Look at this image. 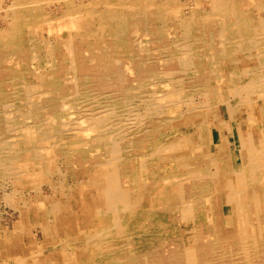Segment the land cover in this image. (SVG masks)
Returning a JSON list of instances; mask_svg holds the SVG:
<instances>
[{
    "label": "rangeland",
    "instance_id": "1",
    "mask_svg": "<svg viewBox=\"0 0 264 264\" xmlns=\"http://www.w3.org/2000/svg\"><path fill=\"white\" fill-rule=\"evenodd\" d=\"M194 1L38 0L44 16L21 22L31 47L0 48V264L263 263L248 206L264 192V0ZM22 2L0 0V30ZM104 54L117 74L101 80ZM238 221L257 239L223 230Z\"/></svg>",
    "mask_w": 264,
    "mask_h": 264
},
{
    "label": "bare ground",
    "instance_id": "2",
    "mask_svg": "<svg viewBox=\"0 0 264 264\" xmlns=\"http://www.w3.org/2000/svg\"><path fill=\"white\" fill-rule=\"evenodd\" d=\"M19 1H23L21 4H18V5H20V6H22V8L20 9V10H16L15 9V7L13 8L12 7V9L14 10H12L13 12H12V14H10L12 17H10V16H8V27H6V28H3V29H1L0 30V48H2V50H3V52H4V50H6L7 51V53L8 54H12L13 56H14V54H19V53H21V51L23 50V48L24 47H27V46H29V47H31L30 46V42L32 43V39L30 38V37H28V36H25V32H27L24 28V26H23V28H22V26H21V22L23 21L24 22V20L25 19H27V20H25V22H27L28 23V18H30V19H35V18H37V17H40V16H42V9L41 8H38V6H36V5H38V0H19ZM52 1V0H51ZM57 1V0H56ZM74 1V0H73ZM194 1V0H193ZM214 1H216V0H214ZM219 3L217 4V6L219 7V8H224V6H225V3L224 2H227V0H217ZM41 2V1H40ZM158 2V1H157ZM213 2V1H212ZM45 3H46V1H45ZM72 3V2H71ZM87 3V2H86ZM194 3H196L195 1H194ZM4 4V3H3ZM33 4H35V7H37L38 9H36V8H34L32 5ZM60 4V3H59ZM74 4V3H73ZM78 4V3H77ZM83 4V3H82ZM18 5L16 6V7H18ZM145 5H147V4H145ZM231 5V4H230ZM19 6V7H20ZM227 6V5H226ZM262 6V5H261ZM41 7V6H40ZM263 7V6H262ZM66 8V7H65ZM145 8V7H144ZM113 9V8H112ZM139 9V8H138ZM203 9V8H202ZM50 10V9H49ZM48 10V11H49ZM109 10V9H108ZM110 10H111V8H110ZM109 10V12L107 11L106 12V17H105V19L107 20V24L108 25H106L107 26V29L105 30L106 32H108V33H106V34H109V35H113V36H115L116 37V39H122V37H123V35L124 34H126L125 33V30H126V27H125V25L123 26V25H118L117 24V26H114V23H113V21H115L116 19H117V13L116 12H118V11H110ZM143 10V9H142ZM144 10H146V9H144ZM187 10H189V9H187ZM231 10V9H230ZM45 12V11H44ZM120 12V11H119ZM189 12V11H188ZM233 12V11H232ZM68 13V12H67ZM141 13V12H140ZM143 13H145L144 11H143ZM54 14V13H53ZM229 14V13H228ZM48 15V14H47ZM51 15H52V13H51ZM120 15V14H119ZM135 15V14H134ZM139 15V14H138ZM44 16V15H43ZM42 16V17H43ZM49 16V15H48ZM57 16V15H56ZM66 16H68V15H66ZM70 16V15H69ZM68 16V17H69ZM103 16H105V11L103 12ZM123 16H124V14H123ZM122 16V17H123ZM128 16V15H127ZM50 17V16H49ZM48 17V18H49ZM121 17V19H123L124 18V20H125V16L122 18ZM132 17V16H131ZM161 17V16H160ZM45 18V17H44ZM53 18V17H52ZM71 18V17H70ZM110 18L111 19H113V20H111V21H108V20H110ZM225 18V17H224ZM50 19H51V17H50ZM90 19V18H89ZM120 19V20H121ZM127 19V18H126ZM129 19V18H128ZM5 20V19H4ZM55 20H58V19H55ZM74 20V19H73ZM123 20V21H124ZM262 20V19H261ZM39 21H41V20H39ZM42 21H44V19L42 20ZM123 21H122V23H123ZM126 21V20H125ZM120 22V21H119ZM247 22H249L248 20L247 21H242L241 23H247ZM251 22H253V21H251ZM20 23V24H19ZM97 23V22H96ZM115 23H116V21H115ZM122 23H120V24H122ZM142 23V22H141ZM47 24V23H46ZM250 24V23H249ZM20 25V26H19ZM42 25V24H41ZM93 25V24H92ZM95 26V25H94ZM126 26H127V24H126ZM164 26V25H163ZM166 26V25H165ZM32 27V26H31ZM221 27V26H220ZM157 28V27H156ZM202 28V27H201ZM190 29V28H189ZM259 29V28H258ZM248 32V31H247ZM89 33V32H88ZM31 34V33H30ZM79 34V33H78ZM71 35V34H70ZM80 35V34H79ZM242 35V34H241ZM264 35V34H263ZM262 35V36H263ZM31 36H32V34H31ZM212 36V35H211ZM238 36V35H237ZM240 37V36H239ZM238 37V38H239ZM248 37V36H247ZM253 37V36H252ZM251 37V38H252ZM256 37V36H255ZM257 37H259V36H257ZM124 38H125V36H124ZM227 38V37H226ZM226 38H224V39H226ZM241 38V37H240ZM250 38V37H249ZM262 38V37H261ZM67 39H68V37H67ZM78 39V38H77ZM185 39V38H184ZM233 39V38H232ZM231 39V40H232ZM247 39V38H246ZM258 39V38H257ZM82 40H84V39H82ZM253 40H255V39H253ZM103 41V40H102ZM194 41V40H193ZM197 41V40H196ZM226 41V40H225ZM224 41V42H225ZM236 41V40H235ZM242 41V40H241ZM246 41V40H245ZM60 42V41H59ZM70 42V41H69ZM124 43H123V48H128L129 49V44L128 43H126V40H124L123 41ZM212 42V41H211ZM251 42H254V41H251ZM236 43V42H235ZM241 43V42H240ZM243 43V42H242ZM245 43V42H244ZM250 43V42H249ZM112 44H113V48L114 47H120L121 45L120 44H117V41H113L112 42ZM227 44V43H226ZM229 44V43H228ZM251 44V43H250ZM68 45H70V44H68ZM119 45V46H118ZM210 45V44H209ZM248 45V44H247ZM53 46V45H52ZM58 46V45H57ZM63 46V45H62ZM61 46V47H62ZM233 46H235L236 47V44L235 45H232L231 46V48L229 47V51H225V52H223V53H226V54H228L229 52L230 53H232L231 51H233V49H235ZM241 46H244V45H241ZM252 46V45H251ZM262 46V45H261ZM60 49H61V47L60 46H58ZM81 47H83V45H82V43H80L79 44V42H77V43H74L73 44V42L71 43V45H70V50H72L73 52H76V51H78L79 49H81ZM85 47H89V46H85ZM84 47V49H86ZM223 47V46H222ZM248 47V46H247ZM34 48V47H33ZM93 48H95V47H93ZM237 48V47H236ZM264 49V48H263ZM207 50H208V48H207ZM215 50H217L216 48H215ZM130 51V50H129ZM163 51V50H162ZM243 51H244V49H243ZM247 51V50H246ZM58 52H59V50H58ZM61 52V51H60ZM210 52V51H209ZM260 52V51H259ZM219 53H221V54H223L221 51L219 52ZM218 52H217V54H219ZM235 53V52H234ZM238 53V52H237ZM262 53V52H261ZM264 53V52H263ZM102 54V53H101ZM176 53H174L173 55H175ZM248 54V53H247ZM254 54V53H253ZM3 55V54H2ZM231 55H233V54H231ZM245 55V54H244ZM259 55V54H258ZM63 56V55H62ZM229 56V55H228ZM253 56V55H252ZM7 57V56H6ZM177 57V56H176ZM219 57V56H218ZM233 57V56H232ZM231 57V58H232ZM260 57V56H259ZM263 57V56H262ZM69 58V57H68ZM67 58V59H68ZM171 58V57H170ZM225 58V57H224ZM250 58V57H249ZM256 58H257V56H256ZM2 59V58H1ZM2 61V60H1ZM50 61V60H49ZM73 61V60H72ZM89 61V60H88ZM110 61H111V63H110ZM113 58H112V56H108V55H105L104 54V56H102V58H101V61H99V63H101V66L99 67L100 68V71H98L99 73H100V79L101 80H105L106 78H108L109 77V75L113 72V73H115V74H117L116 73V70H113L114 69V63H113ZM192 61V60H191ZM256 61V60H255ZM254 61V62H255ZM262 61H263V59H262ZM161 62V61H160ZM232 62V61H231ZM236 62H237V60H236ZM87 63V62H86ZM116 63V62H115ZM192 63V62H191ZM235 63V62H234ZM2 64V63H1ZM75 64V63H74ZM74 64H72V65H74ZM230 64V63H229ZM235 64H237V63H235ZM240 64V63H239ZM256 64V63H255ZM262 64H264V62L262 63ZM31 65V64H30ZM71 65V66H72ZM261 65V64H260ZM69 66H70V64H69ZM236 66V65H235ZM252 66V65H251ZM252 67H254V66H252ZM262 67V66H261ZM141 68V67H140ZM251 68V67H250ZM258 68V67H257ZM256 68V69H257ZM34 69V68H33ZM32 69V70H33ZM73 69H75V68H73ZM245 69V68H244ZM253 69V68H252ZM21 70V69H20ZM68 70V69H67ZM216 70V69H215ZM258 70V69H257ZM261 70V69H260ZM3 71V70H2ZM90 71V70H89ZM192 71V70H191ZM249 71V70H248ZM54 72V71H53ZM91 72V71H90ZM93 72V71H92ZM252 72V71H251ZM255 72H256V70H255ZM258 72V71H257ZM260 72V71H259ZM85 73V72H84ZM199 73V72H198ZM230 73H232V72H230ZM235 73V72H234ZM237 73V72H236ZM242 73V72H241ZM247 73V72H246ZM246 73H244V74H246ZM264 73V72H263ZM227 74H229V73H227ZM257 74V73H256ZM83 75V74H82ZM85 75V74H84ZM88 75V74H87ZM114 75V74H113ZM196 75V74H195ZM229 75H231V74H229ZM235 75V74H234ZM233 75V76H234ZM240 75V74H239ZM255 75V74H254ZM49 76H50V74H49ZM88 76H91V74H89ZM224 76V75H223ZM22 77V76H21ZM78 77H80V76H78ZM77 77V78H78ZM229 77V76H228ZM231 77H232V75H231ZM241 77V76H240ZM18 78V77H17ZM17 78H15V77H13V79H11V80H8V79H3L5 82L7 81V82H9V81H12V83L14 82V85H16L15 83V80L17 81ZM19 78H20V76H19ZM25 78V77H24ZM49 78V77H48ZM97 78V77H96ZM110 78V77H109ZM221 79H222V76L220 77ZM233 78V77H232ZM232 78H230L231 80H232ZM245 78V77H244ZM260 78V77H259ZM15 79V80H14ZM51 78H49V80H50ZM79 79V78H78ZM86 79H87V77H86ZM95 79V78H94ZM26 80V79H25ZM45 80V79H44ZM69 80V79H68ZM97 80V79H96ZM223 80V79H222ZM227 80H228V78H227ZM242 80V79H241ZM58 81V80H57ZM198 81V80H197ZM228 81H230V80H228ZM233 81H235V80H233ZM256 81V80H255ZM19 82H21V81H19ZM27 82V81H26ZM204 83H206V84H208L209 82H210V76H209V78H206V79H204V81H203ZM222 82V81H221ZM263 82V81H262ZM28 83V82H27ZM106 83V85L107 86H111V84H109L108 82H105ZM198 83V82H197ZM234 83V82H233ZM264 84V83H263ZM22 85V84H21ZM63 85V84H62ZM158 85V84H157ZM156 85V86H157ZM150 86V85H149ZM163 86V85H162ZM205 86V85H204ZM228 86H230V85H228ZM249 86V85H248ZM258 86V85H257ZM161 87V86H160ZM227 87V86H226ZM233 87V86H232ZM235 88V87H234ZM233 88V89H234ZM254 88V87H253ZM252 88V89H253ZM103 89V88H102ZM245 89V88H244ZM235 90V89H234ZM254 90V89H253ZM87 91V90H86ZM157 91V90H156ZM228 91V90H227ZM202 92V91H201ZM239 92V91H238ZM244 92V91H243ZM256 92V91H255ZM127 93V92H126ZM125 93V94H126ZM241 93V92H240ZM249 93V92H248ZM0 94H1V90H0ZM255 94V93H254ZM43 95H44V93H43ZM200 95V94H199ZM49 96V95H48ZM264 96V95H263ZM42 97V96H41ZM192 97V96H191ZM255 97V96H254ZM1 98H3V97H1ZM0 98V99H1ZM38 98V97H37ZM235 98V97H234ZM251 98V97H250ZM40 99V98H39ZM50 99V98H49ZM68 99V98H67ZM66 99V100H67ZM107 99V98H106ZM218 99H219V97H218ZM252 99V98H251ZM87 100V99H86ZM240 100V99H239ZM263 100V99H262ZM5 101V100H4ZM51 101V100H50ZM190 101V100H189ZM193 101V100H192ZM227 101V100H226ZM225 101V102H226ZM251 101V100H250ZM217 102V101H216ZM221 102H223V101H221ZM220 102V103H221ZM239 102H241V100L239 101ZM246 102V101H245ZM8 103V102H7ZM6 103V104H7ZM5 104V105H6ZM227 104V103H226ZM1 105H2V103H1ZM0 105V111H1V107L3 108L5 105L3 104L2 106ZM93 105V104H92ZM144 105V104H143ZM185 105H187V104H185ZM63 106V105H62ZM61 106V107H62ZM65 106V105H64ZM195 106V105H194ZM229 106V105H228ZM131 107V106H130ZM6 108V107H5ZM110 108H112L111 106H110ZM231 109V108H230ZM99 110V109H98ZM102 110V109H101ZM111 110V109H110ZM112 111V110H111ZM161 111V110H160ZM97 112V111H96ZM104 112V111H103ZM135 112V111H134ZM133 112V113H134ZM155 112H157V111H155ZM232 112V111H231ZM99 113V112H98ZM97 113V114H98ZM105 113V112H104ZM110 113V112H109ZM135 114V113H134ZM233 114V113H232ZM37 115H39V114H37ZM41 115V114H40ZM95 115V114H94ZM100 115V114H99ZM101 115H103V114H101ZM132 115V114H131ZM148 115V114H147ZM172 115V114H171ZM11 116V115H10ZM18 117V116H17ZM33 117V116H32ZM37 117V116H36ZM121 117V116H120ZM124 117V116H123ZM126 117V116H125ZM131 117V116H130ZM35 118V117H34ZM103 118V117H102ZM101 118V119H102ZM183 117H181V118H179V119H182ZM218 118V117H217ZM216 118V119H217ZM52 119V118H51ZM92 119H93V116H92ZM119 119V118H118ZM169 119V118H168ZM222 119V118H221ZM50 120V119H49ZM84 120V119H83ZM91 120V119H90ZM47 121V120H46ZM107 121V120H106ZM55 122V121H54ZM94 122V121H93ZM108 122V121H107ZM221 123V122H220ZM95 124H97L96 122H95ZM105 124H107V123H105ZM207 124V123H206ZM110 125V124H109ZM184 125V124H183ZM207 126V125H206ZM236 126V125H235ZM30 127V126H29ZM115 128H116V126H115ZM39 129V128H38ZM147 129V128H146ZM226 128H223V130H225ZM113 130V129H112ZM115 130V129H114ZM220 130H222V129H220ZM101 131V130H100ZM119 131V130H118ZM37 132V131H36ZM111 132V131H110ZM41 133V132H40ZM105 133H107V132H104V134ZM109 133V132H108ZM114 133H116V132H114ZM52 134V133H51ZM90 134V133H89ZM102 134H103V132H102ZM192 134V133H191ZM86 135V134H85ZM107 135H109V134H107ZM112 135V134H111ZM13 136V135H12ZM106 136V135H105ZM104 136V137H105ZM190 136V135H189ZM89 137V136H88ZM103 137V136H102ZM110 136H108L107 137V139L109 138ZM253 137V136H252ZM20 138V137H19ZM111 138V137H110ZM59 139V138H58ZM104 139V138H103ZM103 139H100V140H103ZM117 139V138H116ZM254 139V138H253ZM15 140V139H14ZM22 140V139H21ZM189 140V139H188ZM107 141V140H106ZM183 141V140H182ZM185 141V140H184ZM247 141H248V139H247ZM3 142V141H2ZM16 142V141H15ZM109 142H110V140H109ZM181 142V141H180ZM189 142V141H188ZM250 142H251V148L252 147H256L255 146V144H254V141L252 140V139H250ZM6 143V142H5ZM52 143V142H51ZM47 144V143H46ZM116 144V143H115ZM181 144V143H180ZM226 144V143H225ZM11 146H13V145H11ZM108 146V145H107ZM182 146V145H181ZM246 146V145H245ZM244 146V147H245ZM84 147V146H83ZM109 147H111V145L109 146ZM167 147V146H166ZM94 148V147H93ZM247 148V147H246ZM245 148V149H246ZM110 149V148H109ZM119 149V148H118ZM224 149V148H223ZM13 150V149H12ZM82 150V149H81ZM178 150V149H177ZM222 150V149H221ZM251 150V149H250ZM138 151V150H137ZM155 151V150H154ZM15 152V151H14ZM92 152V151H91ZM178 152V151H177ZM16 153V152H15ZM217 153H218V151H217ZM250 153H251V151H250ZM259 153V152H258ZM92 154V153H91ZM174 154V153H173ZM220 155V154H219ZM258 155V154H257ZM114 156V155H113ZM164 156V155H163ZM256 156V155H255ZM111 157H112V155H111ZM211 159V158H210ZM209 159V160H210ZM214 159V158H213ZM218 159V158H217ZM114 160V159H113ZM256 162H258V161H256ZM261 162V161H260ZM157 163V162H156ZM180 163H181V160H180ZM248 163H249V161H248ZM13 164V163H12ZM210 164V163H209ZM20 165V164H19ZM96 165H98V164H96ZM245 166V165H244ZM250 166V165H249ZM248 166V167H249ZM12 167V166H11ZM185 167V166H184ZM230 168V167H229ZM110 169V168H109ZM228 169V168H227ZM115 171V170H114ZM125 172V171H124ZM132 172V171H131ZM235 172V171H234ZM249 172V171H248ZM114 173H116V172H114ZM208 173V172H207ZM245 173V172H244ZM255 173V172H254ZM57 174H58V172H57ZM197 174V173H196ZM209 174V173H208ZM207 174V175H208ZM231 174V173H230ZM235 174V173H234ZM243 174V173H242ZM32 175V174H31ZM69 175V174H68ZM188 175H190L189 173H188ZM219 175V174H218ZM57 176V175H56ZM191 176V175H190ZM206 176V175H205ZM250 176H251V174H250ZM172 177H174V175L172 176ZM234 177H235V175H234ZM130 178V177H129ZM168 178H171V177H169L168 176ZM178 178V177H177ZM250 178H252V177H250ZM211 179V178H210ZM224 179V178H223ZM235 179V178H234ZM241 179V178H240ZM243 179V178H242ZM58 180V179H57ZM179 180V179H178ZM166 181V180H165ZM193 181H194V179H193ZM111 182V181H110ZM117 182V181H116ZM135 182V181H134ZM196 182V181H195ZM231 182V181H230ZM108 183V182H107ZM112 183V182H111ZM136 183H137V181H136ZM181 183V182H180ZM233 183V182H232ZM243 183V182H242ZM247 183V182H246ZM257 183V182H256ZM263 183V182H262ZM100 184V183H99ZM110 184V183H109ZM208 184H210V181L207 183V185ZM42 185V184H41ZM108 185V184H107ZM116 185H118V184H116ZM192 185V184H191ZM239 185V184H238ZM243 185V184H242ZM110 186H111V184H110ZM119 186V185H118ZM172 186V185H171ZM233 186V185H232ZM119 187H121V186H119ZM230 187V186H229ZM138 188V187H137ZM165 188V187H164ZM190 188V187H189ZM208 188H209V186L207 187V186H203V188H201V190H202V192H201V194H200V198H202V197H205L204 195H205V193H207L208 192ZM108 189H109V186H108ZM117 189V188H116ZM142 189V188H141ZM185 189V188H184ZM195 189V188H194ZM248 189V188H247ZM103 190H105L104 188H103ZM117 190H119V188L117 189ZM126 190V189H125ZM31 191V190H30ZM145 191V190H144ZM257 191V189L256 190H252L251 192H250V196H249V199L251 200L250 201V203H249V206H248V208H249V210L250 211H253L254 212V214H256V215H258V214H260V215H262V214H264V192H260V193H257L256 192ZM8 192V191H7ZM35 192V191H34ZM178 192V191H177ZM109 193V192H108ZM117 194H119L118 193V191L116 192ZM121 193H122V191H121ZM186 193V192H185ZM190 193V195L192 194L193 195V189H191V191L189 192ZM106 194V193H105ZM162 194V193H161ZM172 194V193H171ZM108 195V194H107ZM106 195V196H107ZM178 195V194H177ZM105 196V195H104ZM121 196V195H120ZM122 197V196H121ZM120 197V198H121ZM128 197V196H127ZM172 197V196H171ZM185 197H187V196H185ZM247 197V196H246ZM98 198V197H97ZM120 198H118V199H120ZM191 199V198H190ZM190 199H189V201H190ZM99 200V199H98ZM172 200V199H171ZM188 200V199H187ZM44 201V200H43ZM126 201V200H125ZM124 201V202H125ZM173 201V200H172ZM176 201V200H175ZM92 202V201H91ZM123 202V203H124ZM128 202V201H127ZM177 202V201H176ZM185 202V201H184ZM249 202V201H248ZM122 203V204H123ZM174 203V202H173ZM44 204V203H43ZM125 204V203H124ZM250 204H251V206H250ZM39 205V204H38ZM41 205H42V203H41ZM125 206V205H124ZM178 206V205H177ZM188 206H189V204H188ZM141 207V206H140ZM143 207V206H142ZM182 209H183V206L181 207ZM189 208V207H188ZM38 209V208H37ZM119 209V208H118ZM178 209V208H177ZM186 209V208H185ZM185 209H183V212H184V210ZM193 209V208H192ZM40 210V209H39ZM175 210V209H174ZM247 210V209H246ZM38 211V210H37ZM173 211V210H172ZM178 211V210H177ZM182 211V210H181ZM180 211V212H181ZM182 213V212H181ZM201 213V212H200ZM252 213V212H251ZM28 214V213H27ZM38 214V213H37ZM49 214V213H48ZM186 214H188V213H186ZM245 214V213H244ZM185 215V214H184ZM183 215V216H184ZM246 216H247V214H245ZM252 215V214H251ZM162 216V215H161ZM183 219V218H182ZM246 219V218H245ZM262 219V218H261ZM248 220V219H247ZM246 220V221H247ZM38 221V220H37ZM185 221V220H184ZM187 221V220H186ZM262 221V220H261ZM12 222V221H11ZM191 222V221H190ZM249 222V221H248ZM95 223V222H94ZM238 223V224H237ZM235 225H234V227H232L230 230H227V229H225V227H227V226H225L224 227V229L223 230H225V231H227V233L228 234H230V236H234V231L237 229V232H238V235L239 236H242V234H244V232L245 233H247V231L249 230L250 231V236H251V238H252V240H253V238L254 239H257L256 238V236L258 235L257 233H256V235H255V232H256V230H258L259 228H257V227H255L254 225L253 226H251V227H248V228H246L245 230H244V224H247V222H240V221H238ZM250 225V224H249ZM39 226V225H38ZM139 227V226H138ZM223 228V227H222ZM149 230V229H148ZM106 231V230H105ZM219 233V232H218ZM165 234V233H164ZM217 234V233H216ZM225 234V233H224ZM225 236H227V235H225ZM259 236V235H258ZM257 236V237H258ZM89 237V236H88ZM127 237V236H126ZM225 239V238H224ZM233 239V238H232ZM237 239V238H236ZM243 239V238H242ZM245 239V241L247 240L246 238H244ZM262 239V238H261ZM93 240H95V239H93ZM106 240V239H105ZM230 240V239H229ZM251 240V241H252ZM227 241V240H226ZM238 241V240H237ZM244 241V242H245ZM251 241H249V242H251ZM248 242V243H249ZM241 243V242H240ZM214 244V243H213ZM223 244H224V242H223ZM227 244V243H226ZM250 244H252V243H250ZM217 245V244H216ZM215 245V246H216ZM218 245H220V244H218ZM245 245V244H244ZM241 246V245H240ZM247 246V245H246ZM225 247V246H224ZM186 248V247H185ZM238 248H240V247H238ZM246 248V247H245ZM249 248H250V246H249ZM263 248H264V245H263ZM87 249V248H86ZM187 249H189V248H187ZM132 251V250H131ZM151 251L152 250H150V252H148V253H151ZM154 251V250H153ZM233 251V250H232ZM184 252V251H183ZM185 252H187V251H185ZM184 252V253H185ZM193 252V251H192ZM182 252L181 251H177V253H171V258H174V257H177V260L176 261H166V260H162V259H158V260H156L155 262H154V264H183L185 261L183 260V258H182V254H181ZM189 252H187V254H188ZM261 253H262V256H263V259H264V250H262L261 251ZM260 253V254H261ZM133 254V253H132ZM144 254H145V252H144ZM186 254V253H185ZM192 254V253H191ZM105 255V254H104ZM140 255V254H139ZM194 255V254H193ZM257 255V254H256ZM88 256V255H87ZM134 256H137L138 257V255H135L134 254ZM146 256V255H145ZM236 256V255H235ZM125 257V256H124ZM124 257H123V259H124ZM128 255L126 254V257H125V260H126V258L128 259ZM131 257V256H130ZM228 257V256H227ZM92 258V257H91ZM123 259L121 260V263H122V261H123ZM197 259V258H196ZM129 260V261H128ZM128 260H126V261H124L123 262V264L125 263V262H127L126 264H129L130 263V261L132 262V260H134L133 258H131V259H128ZM135 260H136V262L138 263L139 262V259H137V258H135ZM189 261H191L190 260V253H189V259H188ZM208 260V259H207ZM149 261V259L147 260V262ZM188 261V262H189ZM193 261V260H192ZM203 261V260H202ZM227 261V260H226ZM225 261V262H226ZM177 262V263H176ZM196 262V261H195ZM205 262H207V261H205ZM228 262V261H227ZM256 262V261H255ZM203 263V262H202ZM210 263V262H209ZM217 263V262H216ZM219 263V262H218ZM223 263H224V261H223ZM222 263V264H223ZM93 264V263H92ZM95 264V263H94ZM188 264V263H187ZM192 264V263H191ZM194 264V263H193ZM204 264H206V263H204ZM262 264H264V261H263V263Z\"/></svg>",
    "mask_w": 264,
    "mask_h": 264
}]
</instances>
